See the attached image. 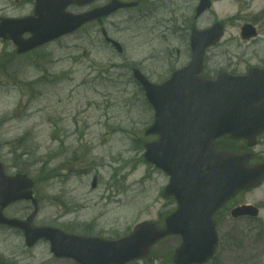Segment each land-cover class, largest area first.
<instances>
[{
	"label": "rangeland",
	"instance_id": "374dc122",
	"mask_svg": "<svg viewBox=\"0 0 264 264\" xmlns=\"http://www.w3.org/2000/svg\"><path fill=\"white\" fill-rule=\"evenodd\" d=\"M31 1L0 0V10L4 16H26ZM192 1L197 6L198 0H188V6ZM213 1L214 8L197 23L199 28L215 19L226 20L222 49L232 57L264 50V22L255 40L237 39L242 25L264 17V0ZM164 4L162 17H172L176 9L194 16L186 0ZM84 35L65 37L23 57L10 43L0 41V160L9 172L38 181L43 196L40 221L77 234L117 239L140 222L159 221V180L142 161L140 128L145 116L139 90L126 84L123 71L101 70L106 58L97 61L89 42L81 40ZM121 37L128 38L124 32ZM247 65L242 63L240 71ZM256 152L264 153V143ZM48 170L57 176L50 183ZM94 177L99 180L96 190L91 189ZM236 202L260 208V216L228 217L220 224L218 251L209 264H264V186ZM179 244V238H168L149 258L133 264H173ZM23 256L24 264H75L55 261L47 244Z\"/></svg>",
	"mask_w": 264,
	"mask_h": 264
},
{
	"label": "water",
	"instance_id": "95a60500",
	"mask_svg": "<svg viewBox=\"0 0 264 264\" xmlns=\"http://www.w3.org/2000/svg\"><path fill=\"white\" fill-rule=\"evenodd\" d=\"M93 1L37 0L36 17L3 21L0 24V37L11 40L18 48V54H23L74 33L87 22L127 7L114 1L107 8L84 16L65 12L70 5L83 6ZM210 7V0H200L197 15ZM27 33L31 34V38L22 39ZM221 37L222 27L219 25L207 32L194 31V61L189 70L185 71L189 76V87L177 86L179 75L163 87L146 85L149 100L157 112L164 106L183 104L189 107V112L210 114L211 118L205 119L211 123L209 134L202 133L198 137L191 135L189 141L179 136L175 139L178 143L173 144L172 150L173 157H179V169L188 177L190 187L201 186L205 190L200 195H178L182 202L181 209L167 219L165 230H159L155 224L146 222L138 225L132 235L119 241L70 236L51 228L36 231L29 224L7 221L24 230L28 245L44 238L51 242V251L58 258H72L80 264H128L148 257L151 249L166 237L178 236L182 242L175 251L174 264H206L214 257L219 241L214 214L238 192L255 188L264 181V165L249 167L250 155L235 156L229 152L217 153L214 150V140L222 135L230 134L234 139H247L253 147L256 137L264 131V73L252 71L244 78L223 75L220 82L210 85L198 79L205 49L217 43ZM256 97L263 99L259 102L258 110L254 109L253 103ZM154 130L155 127L150 133ZM195 138L201 139L200 146L199 141L193 140ZM158 153V144L149 145L146 160L153 165H160ZM31 188L32 183L26 177L8 178L0 163L2 207L18 200L31 199ZM258 213L252 206H243L235 209L232 217L255 218ZM0 221L5 222L1 217Z\"/></svg>",
	"mask_w": 264,
	"mask_h": 264
},
{
	"label": "flooded vegetation",
	"instance_id": "af4514ba",
	"mask_svg": "<svg viewBox=\"0 0 264 264\" xmlns=\"http://www.w3.org/2000/svg\"><path fill=\"white\" fill-rule=\"evenodd\" d=\"M112 0H99L89 7L77 8L78 14H84L91 10L101 8L109 4ZM127 3L136 4L134 7L118 11L109 18L99 19L82 28L85 31L82 41H90V46L93 47V52L96 55L97 61L99 58H106L103 61L107 64L103 70L105 71H124L126 82L129 86H134L140 89L141 99L145 105L146 118L142 124V133L146 135L148 130L155 124L156 133L150 139H145L144 147L150 142L169 144L176 135H189L199 131L198 126H201L197 121L201 114H185L178 112H170L168 108H163L159 113V118L149 105L144 87L135 79L134 73L138 71L142 77L154 85H162L166 83L178 71L187 68L193 60V50L190 47L191 32L196 27L194 17L190 18L188 13L183 14L174 11V15L170 18L162 17V5H165L166 0H124ZM186 7H190L194 11V3ZM33 13V12H32ZM31 13V14H32ZM121 14L122 22L117 19ZM173 12L171 11L172 15ZM204 18L203 16L200 18ZM199 19V20H200ZM199 22V21H198ZM219 20L215 19L208 22L207 30ZM264 22V17L247 22L246 25L252 26L259 36V29ZM123 23L126 37V48H122V52H116L115 47L109 41L117 40L121 42L118 35V26ZM221 23L227 27L226 22ZM240 28H243V27ZM223 42L206 49L203 58L202 71L200 76L209 81H216L221 72H227L232 75H246L250 69L256 68L264 70V50L256 51L250 56L236 55L232 57L225 49H222ZM228 57V58H227ZM121 60V64H115L114 59ZM111 59V60H109ZM242 63H249L245 71H240ZM197 127V128H196ZM165 136V138H164ZM264 143V133L258 139V147ZM257 147V148H258ZM215 148L217 151L229 150L235 154L252 152V165L264 163V153L258 154L248 148V143L241 140H233L230 136H223L215 140ZM155 173L159 179V200L162 202L158 209L159 216H169L174 214L179 209V203L175 196L165 197L166 190L170 185V177L162 170L155 168ZM178 191L184 190V187H176ZM239 193L236 197L230 200L222 210L216 213L217 226L218 223L223 224L228 221L231 211L238 206L246 203H237L236 200L242 194ZM28 203L30 207L31 203ZM15 206V205H13ZM11 206L4 210H0L6 218L26 220L29 217V209L14 210ZM38 218V217H37ZM34 225L43 227V224ZM22 236L19 230L11 229L7 226L0 225V264H21L27 255L28 251L33 249L23 247L20 252L19 246L15 243H7L9 239H18ZM45 241H40L36 246ZM27 252V253H26ZM43 264V263H42ZM47 264V263H44Z\"/></svg>",
	"mask_w": 264,
	"mask_h": 264
}]
</instances>
